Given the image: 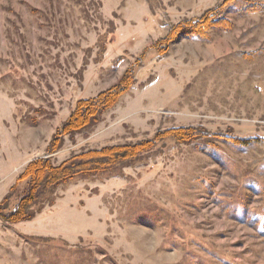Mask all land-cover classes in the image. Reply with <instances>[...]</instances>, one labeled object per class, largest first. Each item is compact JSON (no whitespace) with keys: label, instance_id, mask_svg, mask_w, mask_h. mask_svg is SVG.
Here are the masks:
<instances>
[{"label":"rangeland","instance_id":"obj_1","mask_svg":"<svg viewBox=\"0 0 264 264\" xmlns=\"http://www.w3.org/2000/svg\"><path fill=\"white\" fill-rule=\"evenodd\" d=\"M216 7L230 28L145 51ZM139 57L117 103L48 150L76 101ZM175 128L200 135L162 137L114 175L58 185L34 217L0 218V264H264V0H0V201L25 192L33 160Z\"/></svg>","mask_w":264,"mask_h":264},{"label":"trees","instance_id":"obj_2","mask_svg":"<svg viewBox=\"0 0 264 264\" xmlns=\"http://www.w3.org/2000/svg\"><path fill=\"white\" fill-rule=\"evenodd\" d=\"M231 25L227 18L220 15L217 7L210 8L196 18L175 24L165 37L158 39L145 51L148 48H155L160 55H164L170 44L178 37L203 36L210 29H227ZM140 64L141 57L137 58L136 62L130 65L118 82L111 87L93 97L77 100L69 116L56 128L48 150L52 152L59 148L64 137L72 138L74 134L93 127L100 120L101 115L112 108L119 97L134 85L135 68ZM197 135L199 136L200 132L195 128H175L155 136L154 139L89 149L68 158L59 165H53L47 158L33 160L28 163L18 178V180L28 179V187L13 204L7 203L6 197L0 201V218L8 222L30 219L41 210L48 192H53L58 185L73 177L114 175L121 167L138 162L144 155L149 154L154 143L163 139L162 137L170 136L177 142H188Z\"/></svg>","mask_w":264,"mask_h":264}]
</instances>
